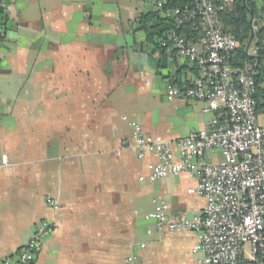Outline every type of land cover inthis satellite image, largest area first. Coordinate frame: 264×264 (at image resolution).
I'll use <instances>...</instances> for the list:
<instances>
[{"label":"crops","instance_id":"1","mask_svg":"<svg viewBox=\"0 0 264 264\" xmlns=\"http://www.w3.org/2000/svg\"><path fill=\"white\" fill-rule=\"evenodd\" d=\"M153 9L154 0H7L0 260L46 218L56 228L35 264H124L130 253L138 264H177L186 252L198 264L196 232L160 234L145 218L153 201L171 216L202 211L205 198L188 192L196 170L151 179L156 157L139 158L132 147V121L154 138L174 140L208 127L215 114L204 101L166 96L169 82L188 84L197 70L176 52L159 67V52L149 53L132 20ZM205 159L222 155L206 151Z\"/></svg>","mask_w":264,"mask_h":264},{"label":"built area","instance_id":"2","mask_svg":"<svg viewBox=\"0 0 264 264\" xmlns=\"http://www.w3.org/2000/svg\"><path fill=\"white\" fill-rule=\"evenodd\" d=\"M169 1L154 0V4L177 27L193 23L200 36L192 41L170 31L167 52L174 50L197 74L189 84L169 82L166 96L204 101V110L215 114L208 127L174 140L154 138L132 121V147L139 158L156 157L151 179L196 170L197 183L188 192L204 197L206 203L199 213L171 216L163 204L153 201L145 218L153 221L160 234L196 232L193 252L202 253L198 264H264V124L256 112L257 59L244 65L233 63L240 41L224 30L221 14L232 11L235 0H189L182 8L166 7ZM251 1L260 9L259 16L251 18L256 23L253 27H264V0ZM6 5L7 0H0V14H6ZM3 34L0 24V41ZM215 150L221 152L222 160L208 162L205 152ZM45 203L59 209L51 195L45 196ZM55 228L53 220L41 219L29 239L0 264H35L43 241ZM124 264H138L136 254L130 253Z\"/></svg>","mask_w":264,"mask_h":264},{"label":"trees","instance_id":"3","mask_svg":"<svg viewBox=\"0 0 264 264\" xmlns=\"http://www.w3.org/2000/svg\"><path fill=\"white\" fill-rule=\"evenodd\" d=\"M189 5V0H170L166 7H183ZM260 9L251 0H235L232 11L221 14L223 28L225 31L234 34L240 41L238 54L234 59V64L244 65L257 59L255 66V99L256 112L264 113V27L258 25L253 27L251 18L259 16ZM138 24L146 35V45L150 47L149 53L158 51L159 67L165 68L169 56H174V50L167 52L166 45L169 44V33L175 30L177 33L186 36L189 40H195L200 36V32L195 29L193 23H186L177 27L173 18L164 16L158 9H153L135 15L132 19ZM6 14H0V24L6 28ZM5 30V29H4ZM253 50L255 54L250 51ZM174 83L187 84L180 79L172 80ZM189 84V83H188Z\"/></svg>","mask_w":264,"mask_h":264},{"label":"rangeland","instance_id":"4","mask_svg":"<svg viewBox=\"0 0 264 264\" xmlns=\"http://www.w3.org/2000/svg\"><path fill=\"white\" fill-rule=\"evenodd\" d=\"M149 1H151V0H149ZM152 5V4H151ZM149 6H150V4H149ZM154 7H155V4H154ZM155 9H157L156 7H155ZM146 10V9H145ZM250 51H253V50H250ZM260 114H261V116H260V122L261 123H264V113L263 112H260ZM247 249L249 248L248 247V245H247V247H246ZM183 256L181 257V258H179V260L178 261H176V263L177 264H191V257H192V255H191V253H190V255H189V253L188 252H186V253H183L182 254Z\"/></svg>","mask_w":264,"mask_h":264}]
</instances>
